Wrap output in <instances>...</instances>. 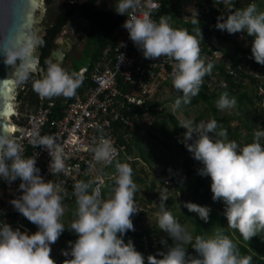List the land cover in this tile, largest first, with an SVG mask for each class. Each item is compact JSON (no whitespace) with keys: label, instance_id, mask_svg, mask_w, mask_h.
Here are the masks:
<instances>
[{"label":"trees","instance_id":"1","mask_svg":"<svg viewBox=\"0 0 264 264\" xmlns=\"http://www.w3.org/2000/svg\"><path fill=\"white\" fill-rule=\"evenodd\" d=\"M159 1L158 7L150 9L151 28L143 32V42L149 45V50H152L150 45L158 38L161 37L164 40L160 51L154 52L153 50L154 54L151 53V55L159 57L161 52L174 50L179 61L187 64L186 68H179L174 76L188 71L195 63L200 66L195 84H190L194 94L191 98L187 97L184 100L187 124L171 112H167L164 118L158 117L161 111H164V108L160 109V107H163L162 104L165 103V100L159 98L158 93L153 94L142 106L133 105L131 111L126 113L129 116H135L137 120L142 119L145 114L153 115L155 121L152 126L162 129L165 135H169L166 129L167 120L171 122V134L174 135L185 155L182 159L184 172H172L166 168L158 183L163 178H170L176 183L173 191L179 192L184 199L175 200L170 194L162 192L161 184L151 180L143 191V197H146L142 199L120 196L115 191L113 196L108 198V192L113 188L105 182L101 187V202H98V197L92 190L94 181L85 176L79 186L85 194L89 195L86 208L89 211L90 221L79 220L69 225L59 224L61 236L78 245L80 252L75 253L73 264H165L158 254L161 247H167L175 257L176 264H205L204 247L209 248L218 256L217 264H264V186L259 188L256 178L250 172L239 170L238 166L227 172H221L219 175L203 174L197 167L206 158L208 148L201 151L188 141L191 136L202 134L203 140H208L209 144L215 147V153L223 157L224 135L220 133L222 128L229 139L240 144L242 148L238 146L229 148V152L237 156H233L231 161L234 164L241 162L240 158L247 152L252 162L260 163L259 170H261V175H264V51L261 44L264 43L263 1ZM225 1L234 3L235 7H227L220 11L218 7L223 6ZM96 2H100V5L95 6ZM191 3L196 5L194 13L187 9ZM129 7L130 0H112V2L110 0H87V3L78 9L88 20V27L84 29L85 47L80 57L75 58L70 53L66 55V59H75L71 65L67 66L63 62L61 68H57L51 63L52 52L59 47L57 38L72 19L76 9H69L62 13L55 25L41 37L39 44L42 51L41 64L45 73L28 72L22 80L23 88L19 91L18 98L20 102H28L32 110L25 115L20 114V117L15 116L14 120L24 123L38 109L41 101L47 105L50 100L54 101L49 114L50 121L62 118L69 103L79 95L84 96L90 87L95 85L91 79L93 66L103 56L108 46L118 45L117 30L123 26ZM185 14L190 16L186 18ZM247 26L251 27L252 31L247 30ZM236 28L245 31L248 45H241L233 39ZM213 38H216L219 43L235 41L232 53L230 49H224L212 43ZM219 49L226 55V60L231 63L237 75L228 72L226 60L214 55V51ZM190 55L194 58L191 64ZM150 56H146L147 62L151 61ZM88 63H91L92 67L83 77H80L78 72L80 67ZM145 74L149 75L147 71ZM212 76L216 77V82L214 85H209L207 80H210ZM117 82L123 92L130 91L132 88L131 81H127L120 73ZM260 87L263 88V94L259 93ZM43 90L47 92L44 99L41 98ZM201 101L208 104L209 110L214 113L211 133L203 130L194 131L204 118V112L193 120L189 117L188 108ZM236 101L238 105L246 103L250 107L258 102L260 107L257 115L260 117L252 121L245 114L243 118L239 114L233 116L227 114L225 116L228 119H239V125L232 126L228 120H225V124L221 127L218 121L220 107ZM259 119L261 121H258ZM249 120L252 123L256 120V124L260 125L259 128L253 127L252 123H247L250 122ZM114 125L118 139L126 143L127 153L134 155L137 149L141 156H145L144 149L135 140L132 130L130 131L118 121H115ZM245 128L246 133L243 132ZM127 133H129V141L125 140ZM218 136L220 138H216ZM14 144L15 140L10 139L5 145L6 157L14 151ZM166 148L169 149V144ZM121 160L125 166L130 165L126 156H123ZM8 169L18 172L22 170L16 165H11ZM115 169L105 167V172L115 171ZM141 172L145 173L142 167L139 170L130 168L124 182L129 186H133L137 181L145 182ZM178 175L179 177L176 178ZM113 177L118 179L117 174ZM8 179L9 170L0 175V189L2 185L5 186ZM156 196L159 197L158 200L155 199ZM162 200L168 203L171 210L164 209L165 216L163 217L162 214L153 225L141 226L143 218L153 208L152 206L161 203ZM24 201L20 211L14 208L10 212L11 221L23 219V216L30 211L28 201ZM75 201L76 199L73 198L70 204ZM131 203L134 204L132 207ZM123 206L131 207L130 210L136 216L135 219L139 226L123 227L115 238L105 244L102 249H92L84 239L75 235V230L79 225L100 226L107 213L115 217L117 210ZM193 206L199 209L198 218L195 219L190 211ZM202 217H205L211 224L210 227L202 220ZM187 223L192 225L193 235L179 252L178 244L166 234L164 225H169L172 230H175ZM165 238L167 241L164 242ZM2 242L4 249L12 254L10 264H17V261L24 256V249L16 245L7 247L8 243L4 239V233ZM32 242L33 247H42L33 238ZM29 245L32 246L31 243ZM101 251L106 252V256L99 260L96 255ZM81 252L87 254V257L79 260L78 256ZM111 252L115 257L111 256ZM136 257H141V262H138ZM191 259L192 262H190Z\"/></svg>","mask_w":264,"mask_h":264},{"label":"built area","instance_id":"2","mask_svg":"<svg viewBox=\"0 0 264 264\" xmlns=\"http://www.w3.org/2000/svg\"><path fill=\"white\" fill-rule=\"evenodd\" d=\"M159 4V0H130L118 45L108 46L93 66L91 79L95 85L84 96L79 95L71 101L62 118L50 121L49 114L54 105L50 100L47 105L41 101L24 123L14 122V151L5 156L4 170L0 173L9 170V179L5 186H1L0 192V264H10L12 258L2 242L3 233L9 226L20 227L34 241L56 240L60 235L61 208L67 207L78 195L87 199L79 186L82 178L88 176L94 181L92 190L101 202L102 185L124 167L121 158L126 156L129 161L133 160L134 157L126 151V143L118 139L114 122H120L131 131L137 118L126 112L131 111L133 105H144L153 96L152 88L157 79H167L179 68L187 67L184 61H179L174 50L161 52L155 57L151 55L149 45L143 42L144 30L151 28L150 9ZM227 7L234 8L235 4L225 1L218 9L223 11ZM214 55L223 57L220 49L215 50ZM146 56H150V62L146 61ZM190 57L191 64L194 58L193 55ZM226 62L228 72L237 75L231 63ZM90 67L91 63L82 65L79 76L83 77ZM119 73L131 81L130 91L120 90ZM215 82V76L207 80L209 85ZM46 93L43 90L42 99ZM259 93L263 94L262 87ZM125 140L129 141V133ZM11 165L22 170L8 169ZM105 167L116 169L110 174L105 172ZM160 184L163 193L176 185L170 178H163ZM24 200L28 201L30 211L23 219L11 221L10 212L14 208L20 211ZM106 217L112 216L107 213ZM86 257L87 254L81 252L78 259Z\"/></svg>","mask_w":264,"mask_h":264},{"label":"rangeland","instance_id":"3","mask_svg":"<svg viewBox=\"0 0 264 264\" xmlns=\"http://www.w3.org/2000/svg\"><path fill=\"white\" fill-rule=\"evenodd\" d=\"M263 6H264V0ZM112 2V0H110ZM188 11L194 13L196 11V5L194 3L189 4L187 7ZM186 18L190 15L185 14ZM80 28V26H78ZM77 28V29H79ZM167 30V28H164ZM247 30H251V27L247 26ZM243 33V36L240 35ZM73 34L72 31L69 29L63 30L61 35L57 38V42L59 47L55 49V51H62L61 47H66L69 42V38H72ZM235 41L239 42L241 45H248L247 35L245 31L236 28V32L233 36ZM235 41H229L227 43H219L217 42L216 38L211 39L212 43H216L220 47L224 49H230L231 53L235 46ZM164 43V40L160 37L152 44V50L159 52L160 47ZM264 51V43H261ZM84 46V42L79 41L73 51V54L77 56H81V49ZM223 55V59H226V55ZM65 65L69 66L71 64V58L64 60ZM73 62L75 61L72 60ZM56 60L52 59V65L57 64L59 68H61L62 61H58L55 63ZM200 66L195 63L188 71L182 72L177 74L178 76H172L167 79L159 78L156 80L154 87L152 88V92L158 93L159 98L165 100L163 103L164 111H161L159 114V118H164L167 116V112L173 113L177 118L181 121L185 122L186 115L184 111V100L188 97L191 98L194 94L192 86L190 84H195V79L198 75V70ZM23 80V79H22ZM22 80H18L17 82V90L18 92L23 88ZM168 81V82H167ZM250 94L251 90L249 91ZM176 99V100H175ZM16 105L19 108V113L17 117H20V114L25 115V113L30 112L31 108L28 102H20L19 98L16 99ZM259 104L255 106H249L245 103V105L240 104L238 102H233L230 105L225 104L224 106L220 107V116L218 118L219 125L225 124V120H228L232 126L239 125V119H228L225 115L230 114H239L242 118L245 115L249 116V119L254 121L255 118H259L260 116L257 115L259 112ZM243 108V109H242ZM166 110V111H165ZM189 110V117L193 120L196 116H198L201 112L205 113L204 118L195 127L194 131L203 130L205 132H212V124L214 120V113L209 110V105L204 102H199L193 106L188 108ZM245 114V115H244ZM157 119V118H156ZM247 122L249 124L252 121ZM15 121V120H14ZM155 121V117L151 114H145L142 119L135 120L133 125L132 131L135 140L143 147L144 155L141 156L138 150H135V154L133 155V160L130 161L129 166H124V169L119 172L117 175L118 179L115 177L109 178L106 180L108 186L112 187L113 190L108 192V198L113 196V192L115 191L120 196H127V197H136L137 199L145 198L143 197V191L150 184L151 180L159 181V178L163 176V170L166 168L172 172H184V167L182 166V159L185 156L184 152L182 151L181 147L178 145L177 141L174 138V135L171 134L172 124L169 120L168 129L169 135H165L162 129H159L157 126H152L153 122ZM258 121H261L260 119ZM187 124V121H186ZM253 127L259 128L260 125L256 124L255 122L252 123ZM244 133L247 132L245 128L243 130ZM155 135V136H153ZM227 135H224V155L225 158L219 157L215 153V147L209 144L208 140H203V135L199 134L196 136H191L188 138V141L192 146L197 148L200 145H203L201 151H204V145H207L208 150L205 154L206 158L202 160V163L197 167L202 173L208 175H218L221 172H227L230 169H233L235 166H238L239 170L247 171L252 174L254 178H256L259 188L264 186V175H261V170H259V162L255 161L252 162V158L249 154H243L242 161L240 163H233L231 161V156L234 155L233 153L229 152V148L234 146L232 143L226 139ZM211 138V137H210ZM205 142V143H204ZM169 144V149L166 148V145ZM239 146V145H237ZM236 147V146H234ZM204 153V152H203ZM2 164L5 166L6 157L5 153L2 154ZM132 156V155H131ZM223 160V161H222ZM0 166V173L4 170V167ZM144 168L145 173L141 172V175L145 178V182L137 181L133 184V186H129L126 182H124L126 178V173L130 170V168H135L139 170L140 168ZM2 168V169H1ZM121 178V180H120ZM162 181V180H161ZM161 181L158 183L160 184ZM0 192L2 190L0 189ZM79 196V195H78ZM77 196V200L74 203L69 204L67 207L61 208L60 210V222L59 224L69 225L70 223H75L79 220L82 222L90 221L89 218V211L86 208L87 202L86 199L84 200L79 199ZM170 196L174 197L175 200L184 199V197L180 196L179 192H175L172 190ZM169 196V197H170ZM168 198V197H167ZM155 204V203H154ZM134 204H130L132 207ZM121 207L115 213V217L106 218V215L103 217L102 224L100 226L90 225L88 227L84 225H79L75 230V235L84 239L88 245L94 249L105 246V244L111 242L112 239L115 238L117 233L123 228L128 226H139L137 225V220L135 219V215L130 210L131 207ZM153 208L146 214L143 218L141 226L149 227L153 225L157 218L163 214L164 209L167 211L171 210L168 206L166 201H161V203H157ZM191 213H193V219L198 218L199 209L198 207L193 206L190 208ZM264 209V208H263ZM202 220L207 223V226L210 227V223L202 217ZM164 229L166 230V234L171 236V239L176 241L178 244V250L184 248L185 243L189 238L192 237V225L190 226L187 223L185 226L180 227L178 229L172 230L169 225H164ZM214 232V231H213ZM4 239L7 240V247L16 245L21 249H24V256L17 261V264H73L75 253L77 252V246L75 242L71 240H67L66 238L62 237L61 235L58 236L57 240L52 243H43L39 242L42 247L35 248L33 247L32 238L24 232L18 226H9L4 232ZM167 241L165 238L164 242ZM32 244L29 245V244ZM160 259L163 260L165 264H176L175 257L168 251L167 247H161V250L158 252ZM204 254V262L205 264H217L218 263V256L214 254L212 250L207 247H204L203 250ZM106 256V252L101 251V253L96 255V258L99 260L104 259ZM111 256L115 257L114 253L111 252ZM138 262H141V257H136ZM193 260L191 259L190 262Z\"/></svg>","mask_w":264,"mask_h":264},{"label":"water","instance_id":"4","mask_svg":"<svg viewBox=\"0 0 264 264\" xmlns=\"http://www.w3.org/2000/svg\"><path fill=\"white\" fill-rule=\"evenodd\" d=\"M50 5L47 0H0L1 155L4 153L5 145L12 139L14 117L19 113L16 105L18 80H22L28 72L45 73L41 64L42 51L39 44L41 37L47 33V28L63 10L47 14ZM81 19L88 22L80 13L72 22L75 24ZM63 54L64 52L60 51L53 52L59 59ZM9 125L12 126L11 130L6 133Z\"/></svg>","mask_w":264,"mask_h":264},{"label":"flooded vegetation","instance_id":"5","mask_svg":"<svg viewBox=\"0 0 264 264\" xmlns=\"http://www.w3.org/2000/svg\"><path fill=\"white\" fill-rule=\"evenodd\" d=\"M57 1L58 0H54V1L53 0H50V1L47 0V2L49 4H51V6H50L51 9L50 10H52V9L53 10H62L63 9L62 12H60V15L62 13H64V12H66L69 9H72V10L74 8L76 9L75 10V13L72 16V19L67 23V25H66V27L64 29L65 32H66V29H69L70 31H72L73 36H72V38H69V42L70 43H68V45L66 47H63V46L61 47V50L64 52V54H63V57H61L60 59H62V60L64 58L66 59V55L68 53H70L72 56H74L75 58H77V55L73 54V51L75 50V47H76V45L78 44L79 41L85 42L86 35H85L84 29L86 27H88V22H86L85 20L81 19V20H79V22H75V24H74L72 21L74 20L75 16H77L79 13L82 14L78 9H80L82 6H84L87 3V0H59L60 5L58 7H56L54 5H55V3H57ZM99 5H100V2H96V5L95 6H99ZM52 13H49V14H52ZM59 16H58V18H59ZM57 19L55 20V22L49 28H47V30L50 29L51 27H53L55 25ZM78 26H80V28ZM77 28H79V29H77ZM84 47L85 46H83V48L80 51H82L84 49ZM53 52H55V50H53ZM53 52H52V55H53ZM54 57L55 56L53 55V58ZM18 95H19V92L17 94V97H18ZM30 110H32V108Z\"/></svg>","mask_w":264,"mask_h":264},{"label":"crops","instance_id":"6","mask_svg":"<svg viewBox=\"0 0 264 264\" xmlns=\"http://www.w3.org/2000/svg\"><path fill=\"white\" fill-rule=\"evenodd\" d=\"M75 30V29H74ZM117 33H118V36L119 37H121V35H122V33H123V26L122 27H120L118 30H117ZM151 47H152V45H150ZM153 48V47H152ZM152 51V52H151ZM60 52H63V51H60ZM150 52L151 53H153L154 54V52H153V50H150ZM160 54V53H159ZM152 56H154V55H152ZM77 57H80V56H77ZM54 59L56 60V62L55 63H57L58 61H62V63L64 62V59L62 60V59H58L57 57H54ZM71 64H72V60H71ZM70 64V65H71ZM54 66H56L57 68H59V66L57 65V64H55ZM221 127H222V125H221ZM133 133V132H132ZM220 133L221 134H223V135H225L226 133H224V130L221 128V131H220ZM227 135V134H226ZM216 138H220L219 136L218 137H216ZM226 139H228V141L230 142V143H232L234 146L236 145V147H237V145H239L238 147H240L241 148V146H240V144H238L237 142H235V141H232V140H230L229 139V137H228V135H227V137H226ZM224 141H225V138H224ZM211 145V144H210ZM225 145V144H224ZM197 148H199V149H202L203 148V146H199V147H197ZM207 148H209V147H207V145L204 147V149H207ZM242 149V148H241ZM247 152H245L244 154H246ZM233 156H236V155H232L230 158H232ZM237 157V156H236ZM223 158H225V155L223 156ZM240 159H242V158H240ZM223 161V160H222ZM240 163V162H239ZM231 170V169H230ZM113 171L114 170H112L111 172H110V174H112L113 173ZM229 171V170H228ZM119 174V173H118ZM204 174V173H203ZM219 175V174H218ZM209 176V175H208Z\"/></svg>","mask_w":264,"mask_h":264},{"label":"clouds","instance_id":"7","mask_svg":"<svg viewBox=\"0 0 264 264\" xmlns=\"http://www.w3.org/2000/svg\"><path fill=\"white\" fill-rule=\"evenodd\" d=\"M133 132V131H132ZM130 155V154H129ZM133 156V155H132ZM124 166H125V164H124ZM123 169H124V167H123ZM122 169V170H123ZM122 170H120V171H122ZM119 170L117 171V175H118V173L120 172ZM113 177V176H112ZM173 190V189H172ZM172 190H170V191H167L166 193L167 194H170L171 192H172ZM86 196H87V199H86V202H88L89 201V195L88 194H86ZM78 198L79 199H81V200H84V198H82L81 196H78ZM75 199L77 200V196L75 197ZM71 202V201H70ZM70 202H69V204H70ZM59 222H60V220H59ZM59 226V225H58ZM59 231H60V228H59ZM60 235H61V231H60ZM57 240V239H56ZM56 240H54V241H56ZM54 241H51V242H44V241H36V242H43V243H52V242H54Z\"/></svg>","mask_w":264,"mask_h":264},{"label":"bare ground","instance_id":"8","mask_svg":"<svg viewBox=\"0 0 264 264\" xmlns=\"http://www.w3.org/2000/svg\"><path fill=\"white\" fill-rule=\"evenodd\" d=\"M60 5V3H59V0L57 1V3H55V5L54 6H56V7H58ZM51 6V5H50ZM50 6H49V8H48V11H47V14H49V13H52V12H56L57 10H50L51 8H50ZM47 14H46V16H47ZM11 125H9V127H8V129H7V131H6V133L9 131V130H11ZM2 155H1V153H0V166H1V164H2V157H1Z\"/></svg>","mask_w":264,"mask_h":264}]
</instances>
